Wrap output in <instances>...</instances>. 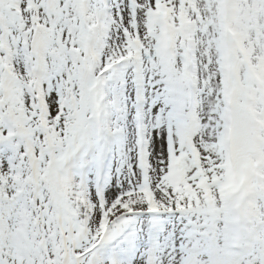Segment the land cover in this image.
I'll return each instance as SVG.
<instances>
[{
  "label": "snow or ice",
  "instance_id": "1",
  "mask_svg": "<svg viewBox=\"0 0 264 264\" xmlns=\"http://www.w3.org/2000/svg\"><path fill=\"white\" fill-rule=\"evenodd\" d=\"M0 264H264V0H0Z\"/></svg>",
  "mask_w": 264,
  "mask_h": 264
}]
</instances>
